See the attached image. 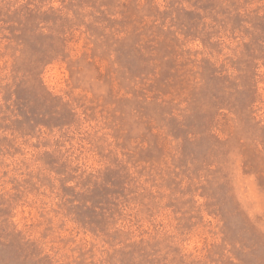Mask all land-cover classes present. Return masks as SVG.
<instances>
[{
	"label": "rangeland",
	"instance_id": "rangeland-1",
	"mask_svg": "<svg viewBox=\"0 0 264 264\" xmlns=\"http://www.w3.org/2000/svg\"><path fill=\"white\" fill-rule=\"evenodd\" d=\"M0 264H264V0H0Z\"/></svg>",
	"mask_w": 264,
	"mask_h": 264
}]
</instances>
